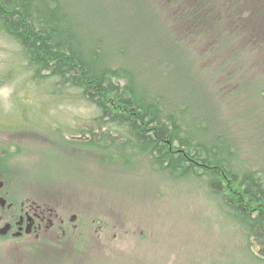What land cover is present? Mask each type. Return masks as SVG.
<instances>
[{
  "label": "rangeland",
  "instance_id": "rangeland-1",
  "mask_svg": "<svg viewBox=\"0 0 264 264\" xmlns=\"http://www.w3.org/2000/svg\"><path fill=\"white\" fill-rule=\"evenodd\" d=\"M65 1L86 44L100 42L114 66L133 68L150 89L186 99L214 134L231 139L244 166L264 168L263 0L239 11H254L241 25L223 0L200 12L189 10L196 0ZM55 81L37 76L0 28L5 170L18 196L77 215L67 234L43 244L0 239V264H259L202 180L174 181L141 156L103 163L78 145L98 110Z\"/></svg>",
  "mask_w": 264,
  "mask_h": 264
},
{
  "label": "trees",
  "instance_id": "trees-1",
  "mask_svg": "<svg viewBox=\"0 0 264 264\" xmlns=\"http://www.w3.org/2000/svg\"><path fill=\"white\" fill-rule=\"evenodd\" d=\"M206 2L215 4L196 0L189 10ZM223 2L239 15L238 25L254 14L239 12L252 0ZM69 6L65 0H0V28L21 45L37 76L77 89L98 110L80 131L87 141L78 145L103 163L130 165L141 156L174 181L202 180L223 216L245 233L252 259L264 264V168L244 166L231 139L214 134L186 99L150 89L133 68L114 66L100 42L86 44Z\"/></svg>",
  "mask_w": 264,
  "mask_h": 264
},
{
  "label": "flooded vegetation",
  "instance_id": "flooded-vegetation-1",
  "mask_svg": "<svg viewBox=\"0 0 264 264\" xmlns=\"http://www.w3.org/2000/svg\"><path fill=\"white\" fill-rule=\"evenodd\" d=\"M5 153L0 147V239L10 240V244H43L45 238L53 239L51 236L60 234V230L67 234L65 228H71L77 215L71 219L61 217L57 209L47 207L37 195L18 196L13 178L4 167L8 158Z\"/></svg>",
  "mask_w": 264,
  "mask_h": 264
}]
</instances>
